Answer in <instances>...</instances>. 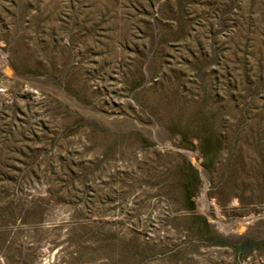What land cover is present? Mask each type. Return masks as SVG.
Here are the masks:
<instances>
[{
  "label": "rangeland",
  "instance_id": "rangeland-1",
  "mask_svg": "<svg viewBox=\"0 0 264 264\" xmlns=\"http://www.w3.org/2000/svg\"><path fill=\"white\" fill-rule=\"evenodd\" d=\"M0 264H264V0H0Z\"/></svg>",
  "mask_w": 264,
  "mask_h": 264
}]
</instances>
